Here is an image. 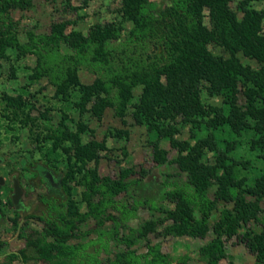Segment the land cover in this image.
I'll use <instances>...</instances> for the list:
<instances>
[{"label":"trees","instance_id":"trees-1","mask_svg":"<svg viewBox=\"0 0 264 264\" xmlns=\"http://www.w3.org/2000/svg\"><path fill=\"white\" fill-rule=\"evenodd\" d=\"M33 1L0 0V60L7 51L17 57L36 56L37 74L30 79L47 78L59 101L75 97L79 117L87 114L100 120L107 109L121 115L129 105L134 124L153 138L156 162H169L183 178L171 184H146L142 178L130 180L137 175L132 168L120 169L116 177L100 176L87 163L99 162L98 153L107 150L105 143H83L81 136L88 126L77 123L75 131L69 130L65 114L45 137L52 141L51 152L61 150L67 155L66 177L60 179L55 193L60 199L64 193L70 196L69 184L78 177L85 211L79 213L69 199L64 213L56 200L42 194L45 215L20 218L16 212L11 220L23 247L1 255L7 243L0 242L3 264H172L174 259L162 253L161 243H153L160 236L210 237L198 249L204 264L225 259L232 264L226 245L235 238L254 256L255 264H264V170L252 181L240 176L239 163L229 156L236 141L218 138L224 132L246 136L252 150L264 151V9H253L250 3L255 0H242L239 19L230 7L232 0H167L164 8L151 0H120L122 17L132 23L126 40L156 41L164 61L118 66L112 43L120 39L121 29L113 22L95 25L86 35L68 30L72 25L68 21L52 23L49 33L29 34L21 43L19 24L11 13L31 9ZM88 1L83 0L84 6ZM210 45L229 56L213 54ZM238 54L254 60L259 68L244 66ZM81 68L97 74L92 84L79 82ZM129 83L141 87L133 104ZM203 93L219 104L202 103ZM21 97L4 94L0 103L16 113L22 107ZM181 123L191 125L189 140L176 138ZM202 130L207 133L200 138ZM162 140L175 153L170 160L159 146ZM133 190L137 199L132 205L119 199ZM142 208L149 211V218L133 227L130 222ZM88 222L91 226L81 230L79 224ZM138 241L145 243L144 253L133 249Z\"/></svg>","mask_w":264,"mask_h":264},{"label":"rangeland","instance_id":"rangeland-1","mask_svg":"<svg viewBox=\"0 0 264 264\" xmlns=\"http://www.w3.org/2000/svg\"><path fill=\"white\" fill-rule=\"evenodd\" d=\"M158 8H164L167 0H151ZM242 0H232L231 9L242 17L239 3ZM120 0H89L84 6L83 0H57L48 3L44 0H34L33 6L27 11H12V18L18 22V37L21 43L27 41L29 34L40 35L49 33L52 23L68 21L72 25L68 30L79 31L86 35L95 25H102L113 22L121 29V37L112 43L116 64L118 66L132 61H164V51L156 41H146L142 43H129L126 37L132 29V23L125 20L120 13ZM250 6L256 10L264 9V0H255ZM204 22L208 25V20ZM210 51L215 55L228 57L229 54L216 45L209 46ZM240 62L253 70L259 68L254 61L238 54ZM58 60H55V64ZM36 56L26 55L17 57L13 52L7 51L6 58L0 60V98L3 95L9 97H21V110L16 113L4 109L0 103V242L7 245L1 252L18 251L23 247V240L18 239L17 231H13L11 220L16 218L14 212L9 210L8 192L11 187V178L15 176L24 188L33 186L39 188L41 183L40 172L43 169H52L54 177H66L67 155L61 150L51 152L52 141H47L46 136L50 134L63 115H67L65 124L71 131L76 130L77 123H84L88 126V131L81 136L83 143L95 140L104 142L106 151L99 152L101 157L99 162H88V167H96L100 176L116 177L120 169L132 168L137 175L130 180L144 179L146 184L165 183L171 184L181 181L183 176L177 171L174 165L166 162L160 165L156 162L158 154L153 151V138L148 135L143 127L136 126L131 118L132 109L126 106L123 112L117 114L113 109H107L100 120L91 118L89 115L79 117L74 109L75 97L68 101H59L54 98V88L45 77L32 81L30 75H35ZM52 63V60H51ZM97 74L91 68H81L78 71L79 82L83 85L93 83ZM129 85L132 94L131 103H135L141 93L139 85ZM26 92V94H25ZM201 101L205 104L217 105L219 100L207 98L201 94ZM242 103V97H240ZM9 111V112H8ZM10 117V120H7ZM14 122V123H13ZM13 127L8 132L6 127ZM23 127V128H21ZM180 134L177 139L189 140L190 124L181 123ZM207 131L202 130L198 137H204ZM220 140L236 141V149L229 153V156L237 163L236 167L240 176H245L252 181L264 170V151L252 150L248 144V137L242 138L229 136L226 132L219 133ZM193 142V141H192ZM66 145V144H62ZM225 146V144H223ZM161 149L168 152V160L174 157V151L170 150L168 141L162 140L159 143ZM71 195L64 193L60 199L56 193L42 191L48 198L56 200L61 205L64 213L68 210L69 199L73 206L78 208L79 213L85 211L84 189L79 183L78 177L70 182ZM54 187V185H53ZM154 191V188L147 187ZM55 190V189H54ZM55 192V191H54ZM136 191L129 195L124 194L119 199L124 200L128 205H132L133 199H137ZM264 209V201L261 203ZM8 207V208H7ZM47 212L46 205L41 201L33 204L32 216H43ZM149 211L146 208L139 209L136 218L131 220L130 225L136 227L140 219L149 218ZM88 222L79 224L81 230L89 228ZM160 231V229H159ZM210 237L206 239L183 237H159L153 243H161V251L169 254L174 259L172 264H204L198 255V249L208 243ZM122 248V247H120ZM133 249L137 253L145 252V243L138 241ZM115 244H112L111 251H115ZM226 253L230 255L232 264H255L254 256L251 255L244 245L239 244L234 238L226 245ZM104 257V256H103ZM3 256H0V264H3ZM42 264V263H37ZM219 264H228V260H221Z\"/></svg>","mask_w":264,"mask_h":264},{"label":"flooded vegetation","instance_id":"flooded-vegetation-1","mask_svg":"<svg viewBox=\"0 0 264 264\" xmlns=\"http://www.w3.org/2000/svg\"><path fill=\"white\" fill-rule=\"evenodd\" d=\"M40 175H41V183L39 185V188H34L33 186L24 188L21 182L15 176H12L11 178L12 183L10 190L8 192V199L11 200L12 202L13 180L18 182L19 187L21 189V196L18 200V203L15 205L12 202V204H10V207L9 208L7 207L9 210H12L14 212L15 216L18 214L20 218L31 217L33 204L40 202V197L43 194L42 191L55 193L54 191L57 189V187H59L60 177L57 176L55 178L52 169L45 168L43 169V171L40 172ZM2 210L3 209L0 207V212Z\"/></svg>","mask_w":264,"mask_h":264},{"label":"water","instance_id":"water-1","mask_svg":"<svg viewBox=\"0 0 264 264\" xmlns=\"http://www.w3.org/2000/svg\"><path fill=\"white\" fill-rule=\"evenodd\" d=\"M21 196V189L19 187V184L17 181L13 180V196H12V202L13 204H17L18 200Z\"/></svg>","mask_w":264,"mask_h":264}]
</instances>
